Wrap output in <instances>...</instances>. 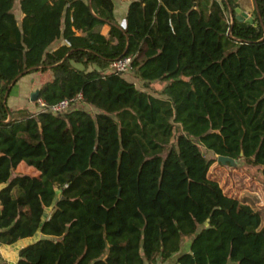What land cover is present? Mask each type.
<instances>
[{
    "label": "trees",
    "instance_id": "trees-1",
    "mask_svg": "<svg viewBox=\"0 0 264 264\" xmlns=\"http://www.w3.org/2000/svg\"><path fill=\"white\" fill-rule=\"evenodd\" d=\"M114 1L0 0V245L35 239L16 264H264L260 211L201 151L264 185V0L244 20L238 0H128L123 28ZM125 56L161 96L110 69ZM45 72V107L10 110L16 83ZM78 95L93 113L49 112Z\"/></svg>",
    "mask_w": 264,
    "mask_h": 264
},
{
    "label": "rangeland",
    "instance_id": "rangeland-1",
    "mask_svg": "<svg viewBox=\"0 0 264 264\" xmlns=\"http://www.w3.org/2000/svg\"><path fill=\"white\" fill-rule=\"evenodd\" d=\"M38 76H40V81L44 80L43 73ZM123 77L126 80L134 83L137 89L155 97L161 96V91L166 86V83L162 82H155L145 85L139 79L135 78L133 72H128L124 74ZM15 88L12 90L10 97L15 94ZM29 96L30 94L26 96L25 101L30 103V106H32L31 110L35 112L39 108L30 102ZM76 108L83 109L90 113L94 112L86 105L79 104ZM201 151L206 159L213 161L208 172L209 178L216 181L222 188L224 194L228 195L229 197L248 199V204L260 211L262 218L264 219V185L261 181L259 172L256 169L247 167L243 164H236L234 167L228 165L222 166L221 164L217 163V157H215L212 153L207 152L203 148H201ZM15 173L31 176L37 174L33 168L27 167L23 163L17 167ZM186 243H188V241L184 242L185 245ZM184 244L183 246H185Z\"/></svg>",
    "mask_w": 264,
    "mask_h": 264
},
{
    "label": "crops",
    "instance_id": "crops-1",
    "mask_svg": "<svg viewBox=\"0 0 264 264\" xmlns=\"http://www.w3.org/2000/svg\"><path fill=\"white\" fill-rule=\"evenodd\" d=\"M238 1L242 6L243 11L241 10V12L247 14L248 16L247 18H249L250 8L253 5V0H238ZM128 5H129L128 0H115L114 1V17L117 23L119 24V26H124L125 24V15L127 12ZM14 11H15L14 13L17 19L20 20L21 13H20L19 5L17 1H16V6H15ZM108 30H109L108 26H104L102 27L101 32L102 34L106 35ZM60 44H62V41H58L57 43L53 44L52 49L56 48ZM38 75L40 74L33 73L30 75L24 76L16 83V85L14 86V88L16 87L15 94L12 97L9 96L7 100V104L10 110L15 111L21 108H26L28 110L32 109V106H30V103L25 101L26 96L34 91H37L43 83L49 82L52 79L50 72L43 73L44 75L43 81H40V76ZM33 240L35 239L20 241L19 243L13 246H1L0 245V263L1 264H16L18 260V257H17L18 250L21 247L33 242ZM187 250H188V243H186V245L184 246V251H187ZM173 259H171L170 261L164 264H171L173 262Z\"/></svg>",
    "mask_w": 264,
    "mask_h": 264
},
{
    "label": "built area",
    "instance_id": "built-area-1",
    "mask_svg": "<svg viewBox=\"0 0 264 264\" xmlns=\"http://www.w3.org/2000/svg\"><path fill=\"white\" fill-rule=\"evenodd\" d=\"M123 27L124 26H121V28ZM132 61H133V57L125 56L121 59H118L114 63H112L110 66V69L113 72L118 73V74H126L132 70ZM80 101H81V96L78 95L75 98L62 100L52 105L51 107H49L48 110L49 112L54 113V114L63 113L71 108H74V107L76 108L77 105L80 104ZM38 107L39 108L45 107L44 103L41 100H38Z\"/></svg>",
    "mask_w": 264,
    "mask_h": 264
},
{
    "label": "water",
    "instance_id": "water-1",
    "mask_svg": "<svg viewBox=\"0 0 264 264\" xmlns=\"http://www.w3.org/2000/svg\"><path fill=\"white\" fill-rule=\"evenodd\" d=\"M254 2H255V0H254ZM235 12H236V14L238 15V19H239V20H244V19H246V18L248 17L247 14L241 12V10L238 9V8L235 9ZM119 27L121 28V26H119ZM22 75H23V74H21V75H19L17 78H15V79L11 82V84L8 86L7 92L5 93L4 100H3L4 103H5V101H6L7 95L9 94V91L11 90L12 86L15 84L16 80H17L19 77H21ZM38 95H39V94H38V90H37V91H34V92H32V93H30V96H29V100H30V102H31V103L36 102L37 99H38ZM217 163H218V164H221L222 166H225V165H227V164H230L232 167H234V166L236 165V162H235V161H233V160L230 159V158H226V157H217ZM182 168H184L183 165H182ZM6 186H7L6 184H2V185H0V191H1L2 189H4ZM207 225H208V224L205 223V226H207Z\"/></svg>",
    "mask_w": 264,
    "mask_h": 264
}]
</instances>
